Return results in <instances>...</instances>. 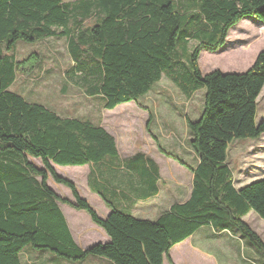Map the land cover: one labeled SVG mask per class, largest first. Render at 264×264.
<instances>
[{
  "label": "trees",
  "instance_id": "obj_1",
  "mask_svg": "<svg viewBox=\"0 0 264 264\" xmlns=\"http://www.w3.org/2000/svg\"><path fill=\"white\" fill-rule=\"evenodd\" d=\"M245 18L264 22V0H0V264H22L27 247L72 262L99 257L113 264H164L167 258L173 264L171 249L203 226L240 235L264 257V241L244 220L251 212L264 220V178L237 189L228 163L231 142L264 134V121L256 123L264 51L242 74L216 70L203 75L199 66L201 54L220 52L231 28ZM61 37L73 63L67 83L88 97H100L105 110L137 102L163 76L187 99L206 90L199 119L187 118L189 145L199 159L196 169L155 139L162 153L192 171L187 203L174 205L154 222L136 219L96 187L91 171L89 185L110 210L103 220L76 185L55 171L53 165L99 164L118 155L114 137L102 127L62 118L10 90L17 75L33 71L40 60L38 53L17 60V43ZM67 90L65 85L62 94ZM149 125L150 120L148 131ZM139 157L131 161L134 170L141 169ZM30 158L40 160L42 168ZM146 163L153 170L150 174L146 168L148 178L158 180L156 165ZM49 177L69 188L74 202L59 197ZM60 203L86 212L110 243L81 250Z\"/></svg>",
  "mask_w": 264,
  "mask_h": 264
},
{
  "label": "rangeland",
  "instance_id": "obj_2",
  "mask_svg": "<svg viewBox=\"0 0 264 264\" xmlns=\"http://www.w3.org/2000/svg\"><path fill=\"white\" fill-rule=\"evenodd\" d=\"M63 1L75 2L77 0ZM253 20L259 21L254 18ZM252 24L253 22L246 20L240 22L231 29L229 43H233L234 45L231 44V47L225 52L213 54L203 52L199 61L202 74H208L216 70L224 74H242L246 72L249 67L253 65L255 60L254 56L264 49V34L256 28V25ZM45 41L32 44L23 41L17 43L16 59L19 60L20 57V60H23V58L33 53H38L40 55V60L33 71L17 75V78H22L11 91H21L24 93L21 95L28 102L48 107L59 115L66 116L61 114L65 113L81 118H90V116L95 113V110L102 109L101 102L98 99L88 98L81 90L67 83L64 77V71L70 66L71 61L65 40L54 39ZM194 46L192 42L189 44L190 52L194 50ZM64 85L68 87V90L67 93L62 94L61 90ZM179 91L180 90L165 77L149 94L142 97L138 104L144 108L157 105V121L150 119V122L153 120L154 125L157 127V132H162L164 134L165 137L161 136V140L163 144L166 145L165 150L176 155L183 161L187 160V162L194 166L197 163V158L188 145L190 135L187 128L186 117L190 118L192 121H197L199 119L203 111V94L206 93V90L204 89L197 92L191 100H187ZM78 109L81 112L75 115ZM153 118L155 119V117ZM263 121L264 92L257 102L256 123L260 124ZM169 125L172 126V129L168 127ZM153 158L159 165L164 177H166L165 172L169 171L190 173L189 170L180 166L177 162L161 154L159 156L153 155ZM30 161L39 167L43 166L39 160L30 158ZM228 163L234 172L236 188L263 179L264 134L259 139H241L231 142L228 149ZM58 168L61 169L58 173L61 177L65 178V176H68L72 178L71 181L78 184L80 188H83L85 179L82 173L71 170L74 169L73 167ZM49 181L51 188L57 193L62 194L63 190L67 189L65 186L54 182L52 178H50ZM167 184L168 183L164 181L161 188ZM188 191L189 188H183V191L180 192L181 200L186 197ZM161 211L162 209H160L159 212ZM245 222L264 241V220L255 212H251L246 217ZM208 233V230L204 231L198 238H195L199 241L204 239L202 240L203 242L197 243L198 241H196L193 244L194 247L201 244L198 247L202 251L194 248L193 250H187L189 249V243H183L174 247L171 250V256L175 262L177 264H209L213 262L211 257L208 258L206 254L209 253L215 258L214 262H216V264L264 263V257L258 250L243 245L242 241L249 243L247 240H241L238 236L233 238L229 235H224L218 240H208L205 238ZM23 260L25 263V258ZM164 264L169 263L165 260Z\"/></svg>",
  "mask_w": 264,
  "mask_h": 264
},
{
  "label": "crops",
  "instance_id": "obj_3",
  "mask_svg": "<svg viewBox=\"0 0 264 264\" xmlns=\"http://www.w3.org/2000/svg\"><path fill=\"white\" fill-rule=\"evenodd\" d=\"M91 19L92 20L89 21L88 25L93 24L94 18H91ZM246 20H248L249 22H253L252 25H256V28H258L264 34V22L254 21L253 18H245L242 21H246ZM230 32L231 30L229 31V35H228L227 43L225 47L219 53L225 52L229 47H231V44H233V43L231 44L229 43V39L231 36ZM54 39L65 40L66 47H67V41L65 38H62V37L61 38H51L47 41L54 40ZM262 51H264V49ZM260 52H258L254 56L255 60ZM20 59L21 58L19 57V61ZM70 61H71V58H70ZM72 65L73 63L71 61L70 66L64 71L65 79L67 78V72L72 67ZM21 78L22 77L16 78V81L11 86L10 90L18 83L19 80H21ZM163 78L165 77L163 76L161 81L163 80ZM157 84L152 88V90L157 86ZM44 87L46 88L45 85ZM202 90L204 89H201L199 91H202ZM13 92L19 95L24 94L23 92L16 91V90ZM263 92H264V88L261 94ZM179 93L182 94L181 91H179ZM196 93H194V95ZM194 95L192 96V98L194 97ZM203 96H205V94H203ZM88 98L98 99L101 102V108H102L101 110H95V113H93V115L90 116V118H83V117L81 118V117L74 116L71 114L67 115L65 113H61V114H64L66 116H62L59 114L58 115L62 118H73V119L90 121L94 125L100 126L103 129H105L111 136L114 137L116 141L118 155L114 159H107L99 164H92V165H85V166H78V167L76 166V167H73L74 169H71L73 171H78L82 173L85 179L83 188H80L78 184L71 181L72 178L65 176V179L71 181L72 183L76 185L80 196L89 203V205L96 211V213L100 216V218H102L103 220L107 219L108 216L110 215V210L106 206L105 202L101 199V197L98 194H96L95 191H93L91 186L89 185V175L91 171L93 172V176H94L92 181L96 185V187L100 188L101 190L107 191L110 194V196L113 197V200L116 206L120 210L130 213L136 219L149 220V221L154 222L161 216L162 213L169 211L174 205H183L187 203L191 198L192 189H193L192 171L184 167L185 169L189 170L190 173H184L181 171L179 172L169 171V172H165L166 177H164L162 175L159 165L156 163V161L153 158V155L159 156L160 154L165 156L166 158H169L168 156H166L164 153L160 151L159 147L157 146L155 142V139L164 151L171 154L170 152L165 150L166 145H164L161 140V136L165 137L164 134L162 132L160 133L157 132V127L154 125V122H153V120L157 121V105L144 108L138 104L140 100L139 99L137 102L133 101L134 103L129 102V103L121 104L113 110H105L103 108L102 100L100 97H88ZM192 98L190 99L186 98V99L191 100ZM80 112L81 111L78 109L75 115ZM153 117H155V119ZM187 118L188 117H186V122H187ZM150 119H153V120L152 122H150V125H149L150 128L148 131L147 123L149 122ZM168 127L172 129L171 125H169ZM187 128H188V125H187ZM158 135H159V138H158ZM173 135H174V132H173ZM190 140H191V136L189 138L188 145L190 144ZM138 154L142 155V158L139 157L140 159L138 158L139 161L137 162L138 166H141V169L138 168L137 170H134L131 168V161H133ZM173 156L177 157L176 155H173ZM196 158H197V163L194 166L191 165L189 162H187V160L184 162L187 163L191 168L196 169L199 164V159L197 156ZM146 159L151 160L158 168V173H159L158 180L157 178H155L156 179L155 181L148 178L146 168H149L148 171L150 172V174H152L153 170L148 166V163H146ZM169 159L175 161L172 158H169ZM35 166L38 168H42L37 165ZM53 167L57 173L60 172L61 169L58 167H61V166L53 165ZM50 178L51 177H49L48 179V185L51 188L50 181H49ZM164 181L167 182L168 184L161 188V185L164 184ZM246 185H243L237 189H240ZM183 188H189V191L186 197L183 200H181L180 192L183 191ZM55 193L63 199H67L70 202H74L73 195L69 188L64 189L62 194L57 193V192ZM59 207L66 219L69 231L71 233V236L75 244L81 250L86 251L95 245L110 243L111 240H110V237L107 235V233L101 227L94 224L90 216L86 212L83 213L84 211L76 210L70 205L62 204V203L59 204ZM160 209H162L161 212H159ZM207 230L209 231V233L205 236V238L208 240H218L224 235L225 236L229 235L230 237H233V238H236L238 236L241 240H244L238 234L230 233V232L216 233L212 227L203 226L194 235H192L187 240L177 245H180L183 243L185 244L189 243V249L187 250H193V248L196 250H201L198 247L201 244H198L197 247H194L193 244L196 241H198L197 243L203 242L202 240L204 239L199 241L198 239H195V238L196 237L198 238L202 232L207 231ZM242 243L244 246L247 245L245 241L244 242L242 241ZM177 245H175L174 247H176ZM247 247L249 246L247 245ZM206 254L208 255V258L211 257L213 261V262H210L209 264H216V262H214L215 258L212 257L209 253H206ZM24 258H25V263L23 260ZM170 258L171 260H173L172 261L173 264H177L175 260L173 259V257L171 256V251H170ZM165 260L166 262L169 263L167 258H165L164 261ZM21 262L22 264H113L109 260L104 259V258H99V257H89L85 261H82V262L67 261V260L58 258L54 254H51L49 252L38 251L30 247H27L22 251Z\"/></svg>",
  "mask_w": 264,
  "mask_h": 264
}]
</instances>
